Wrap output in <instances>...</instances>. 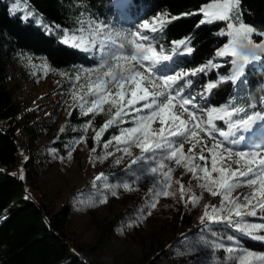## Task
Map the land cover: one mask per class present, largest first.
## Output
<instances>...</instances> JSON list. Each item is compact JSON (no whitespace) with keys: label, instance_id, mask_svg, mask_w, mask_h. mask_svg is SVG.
I'll list each match as a JSON object with an SVG mask.
<instances>
[{"label":"trees","instance_id":"trees-1","mask_svg":"<svg viewBox=\"0 0 264 264\" xmlns=\"http://www.w3.org/2000/svg\"><path fill=\"white\" fill-rule=\"evenodd\" d=\"M129 1L130 5L126 10L133 18L127 22L121 18L115 0H0V41L5 46L0 49V264H127L125 259L106 262L101 258L104 240L111 232L110 229L134 219L132 215L135 213L139 217L146 215L147 210L142 209V206L150 191L146 189L142 191L132 204L121 208L106 223H95L97 227L93 230V240L81 245L67 238L63 233L62 224L70 209L72 210L78 202L87 200L90 203L92 200H97L101 194L96 191L95 199V196L91 195L94 190L89 187L90 182L85 183L69 197V211L57 212L46 209L32 197L25 195L27 183L24 178H20L18 168L26 170L29 176L31 158H27L28 152H20L17 131L20 125L18 121L21 116L20 106L13 100L4 81L8 74L3 69L2 63L9 54L26 52L41 57L49 68L65 73L61 84L62 87L68 88L73 83L76 73L102 63L93 53L94 48L97 52L110 53L115 51L116 45L124 44V48L130 50L127 37H131L138 27L140 32L152 37L150 42L158 51L176 56L172 67L168 68L169 73L190 72L204 67L210 61L216 65L206 72L185 78L191 80L192 84L184 88V95L189 97L195 95L194 102L199 111L225 105L245 109V112L233 119L244 118L253 113H264V47L259 59L245 66L241 78L235 82L231 80L221 82V77H229L233 71L232 57L217 55L218 51L229 44L230 37L220 34L228 30V22L215 20L200 24L203 19L200 8L213 0ZM239 11L242 22L256 30L251 39L256 43L264 42V36L259 35L264 33V0H240ZM28 12L34 15L24 19ZM90 19L96 23L108 24V31L111 33L110 49H100L99 43L87 48H75L71 43H62L65 32L69 34L77 32V20L87 22ZM145 20L149 22L150 27L154 20L169 22L162 30L151 33L140 28ZM233 23L236 21L234 20ZM79 34L77 32V35ZM83 36L86 40L89 39L87 31ZM182 39L189 41L188 46L193 49L190 54H183L182 48L179 49L180 54H177L175 43ZM209 83L217 84L210 93L205 92ZM114 111L115 109L113 113ZM108 119L110 115L107 110L95 116L92 114L85 116L81 115L79 108L73 107L71 115L68 116V123L82 124L91 121L93 133L87 137V144L93 149L119 133L120 128L132 125L130 117H126L125 123L110 127L103 134L101 142L97 144L93 139L95 131H98ZM216 124L220 130L228 131L226 122L216 121ZM24 130L31 132L32 128L25 124ZM242 134L238 132L226 139L216 133V138L221 143L227 144ZM187 149L188 145H185L184 150ZM196 154L199 155L198 149ZM123 171L124 168L115 170L108 181H118ZM188 197L186 191L183 200L179 197L174 207L167 209L165 217L169 219L168 224L171 225L170 233L167 237L159 236L151 241L154 257L150 264L157 263L162 256L176 257L175 255L181 252L179 248L185 249L186 239L193 230L228 231L236 237L239 245L264 252V242L243 236L234 227L224 223L212 224L207 219L203 222L197 219L196 227L187 230L186 227L193 223V210L190 203H186ZM209 209L208 211L211 212L212 210ZM247 218L264 222L259 215ZM138 223L137 221L133 225ZM257 234L264 235L261 232ZM150 244L148 243L149 246ZM147 259L148 257L145 256L141 264H146ZM196 259L197 257L185 261L179 259L167 264H186Z\"/></svg>","mask_w":264,"mask_h":264},{"label":"snow or ice","instance_id":"snow-or-ice-1","mask_svg":"<svg viewBox=\"0 0 264 264\" xmlns=\"http://www.w3.org/2000/svg\"><path fill=\"white\" fill-rule=\"evenodd\" d=\"M239 3L240 0H213L199 10L203 14L200 24L211 23L215 20L228 22V30L220 34L230 37L229 44L218 51L217 55L231 56L233 71L231 76L221 77V82L224 80L237 81L244 74L245 66L259 59L254 55V50L264 47V42L256 43L251 39L256 30L242 22ZM12 14L14 15L15 12ZM33 15L34 13L28 12L23 18L28 19ZM234 20L236 23H233ZM168 22L154 20L150 27L149 22L145 20L140 28L155 33L162 30ZM76 24L78 25L77 32L80 34L65 32L62 43H71L75 48H87L99 43L100 49H110L111 33L108 31L109 26L106 22L96 23L90 19L87 22L77 20ZM85 31L89 33L87 40L83 36ZM131 35L133 37L130 41L131 51L128 54L113 56L110 66L108 61L101 57L103 62L93 70L94 79L89 77L87 83L80 86L87 88L85 94L78 96L76 90H73L71 106L79 108L81 115L85 116L98 115L105 111V105L108 106L110 119L105 121L98 131H95L93 137L97 144L101 142L103 134L110 127L125 123V118L130 117L132 127L120 128L119 134L104 142L103 147L108 149L115 144L116 151H122L128 156L132 155L130 151L132 146L139 148L140 155L132 160V164H141V175L135 176V180L145 175L162 177V181H157V184L162 183L163 188L154 190L157 198L175 195L174 192L167 190L172 183V165L183 164L185 171L192 172L194 179L203 181L199 187L209 191L212 195L221 196L219 207L213 206L212 211L209 212L205 206L204 215L201 217L202 222L207 219L212 224L224 223L234 227L243 236L264 242V235L257 234L264 232V223L246 220L247 217L258 215L264 220V144L258 147L249 146L246 137L239 135L231 143L238 144L245 141V149L234 151L231 147H225L216 138V133L227 139L228 136L239 132L248 133L249 138L264 139V115L253 113L244 118L233 119L245 112V109L229 105L206 109V117L197 115V112L192 110L197 107L194 103L196 97L184 95V88L192 84L191 80H185V78L206 72L207 69L216 65L210 61L204 67L190 72L176 71L171 75H157V72L163 73L167 70L165 62L171 61L173 56L158 51L157 47L150 42L152 37L146 33L138 30ZM259 35L264 36V33ZM188 44L189 41L183 39L176 42L177 54H180L179 49L181 48L183 54H190L193 49ZM245 49L250 51L246 54ZM161 64L164 67L157 68V65ZM76 79L79 80V77ZM181 81L184 83L181 84ZM215 87H217L216 83H209L205 92L210 93ZM113 109H115L114 113ZM141 112L144 115H139ZM184 114H187V120L182 118ZM157 121L160 124L158 130L152 128V124ZM216 121L226 122L228 132L220 130ZM89 127H91V121L84 126V131L86 132ZM84 139L81 137L76 143H81ZM121 145L123 147H120ZM185 145H188L187 153L184 151ZM197 149L199 155L196 154ZM92 151L95 152V148ZM218 153L222 165L219 167L217 165ZM111 154V152H106L105 157ZM68 155L70 158L71 152ZM209 160L211 170L208 167ZM199 161L204 163L201 164ZM116 162L119 163V159ZM232 164L238 167L232 170ZM198 172L204 175L198 176ZM212 173H217L219 179L213 178ZM102 175L97 179H100ZM20 178L23 179V176L21 175ZM210 180L212 183H219L220 190L213 191ZM175 183L179 185L180 196L183 200L187 190L180 181ZM242 184L248 186L250 192L232 197L231 193ZM114 187L132 190V185L128 182ZM112 194L115 195V191ZM198 200L199 197L193 194L187 198L186 203L195 205ZM99 202H106V197ZM155 206L156 201L151 204L152 208ZM226 239L232 242L230 246L225 247L223 242H213L210 246L228 252L232 264H264V254L245 250L236 243L234 236L229 235Z\"/></svg>","mask_w":264,"mask_h":264},{"label":"rangeland","instance_id":"rangeland-1","mask_svg":"<svg viewBox=\"0 0 264 264\" xmlns=\"http://www.w3.org/2000/svg\"><path fill=\"white\" fill-rule=\"evenodd\" d=\"M115 5L121 8L118 0L115 1ZM123 15L129 18V15ZM138 30L137 27L133 33ZM132 39V36L127 37V43L130 44ZM4 47L0 41V49ZM130 51L131 44L130 50L125 49L124 44H118L114 52L101 51L97 54L100 60L103 57L110 66L113 56L128 54ZM244 51L247 54L250 50L245 49ZM262 51V47L255 49L254 55L260 57ZM171 56H173V59L165 62L167 68L171 66L175 57L174 55ZM2 67L8 74L4 81L12 94L13 100L20 106L21 116L20 119L18 118L20 125L17 128L19 132V149L21 153L28 152L27 158H31L29 176H27L26 170L18 168L20 175L27 183L25 195L32 197L46 209L57 212L60 210L69 211V197L85 183L90 182L89 187L94 190V193H91L93 197L96 191L101 194L99 199L92 200L90 203L87 200L81 203L77 201L78 203L76 202L77 204L74 205L72 210L70 209V213L64 218L63 233L73 242L82 245L89 240H93V230L97 227L95 223H106L121 208L132 204L133 200L139 197L138 194H141L145 189L150 190L142 206V209L146 208L145 210H147L146 215L140 217L137 215L138 218L135 213V215H132L134 219L110 229L111 232L106 236L101 252V258H104L106 262L125 259L127 264L131 262L141 264L147 256L148 259L145 260V263L150 264L154 257L151 241L153 238L169 235L171 225L168 224L169 219H166L165 213L168 212L167 209L174 207V204L179 201V197L181 198L179 185L175 183L176 181H180L184 185L189 196L195 194L199 197L195 205L190 203L191 210H193V223L186 227L187 230L196 227V221L201 219L205 212V206H207V210L209 207L212 210L213 206H220L221 196L212 195L209 191L199 187V184L203 181L194 179L192 172H186L183 164L180 166L172 165V183L167 190L174 192L175 195L159 196L157 198L154 195V190L163 188L162 183L157 184V181H162V177L159 175L156 177L145 175L143 178L135 180V176L141 175V164H132V160L140 155L139 148L132 146L130 148L131 156L124 154L122 151H116L117 146L115 144L105 149L103 143H101L95 147V152L89 148L87 137L93 133V126L91 125L85 132L84 126L87 123L69 124L68 116L73 109L71 106L73 103V90H76L78 96L85 94L87 88H81L80 86L86 84L89 77L94 79L95 73L93 70L97 69L98 66L86 68L76 73L73 83L68 88L62 87L61 84L65 76L64 72L49 68L41 57L26 52L9 54L2 63ZM163 67V64L157 65V68ZM174 72L176 71L169 73V70H166L163 73L157 72V75H171ZM76 77H79V80ZM107 108L108 106L105 105V110ZM192 110L196 111L197 115L206 117L205 111H199L197 108ZM139 115H144V113L141 112ZM182 118L187 120V114H184ZM25 124L30 125L31 132L24 130ZM128 127H132V125L123 128ZM159 127L158 121L152 124L153 129L158 130ZM243 135L246 137L249 146L258 147L260 144H264V139L249 138L248 133H243ZM81 137L85 138L84 141L76 143ZM224 145L233 148L234 151L245 149V141L238 144H232L229 141L228 144ZM120 147H123V145ZM184 151L187 153L186 150ZM69 152H71L70 158ZM106 152L112 154L105 157ZM118 159L119 163L116 162ZM199 163L203 164L204 162L199 161ZM217 165L218 167L222 166L219 153L217 155ZM208 167L211 170L210 160ZM237 167V165L232 164V170ZM123 168L124 173L120 174L118 181H108L115 170ZM101 174H103L102 177L97 179ZM197 175L202 177L204 174L198 172ZM212 177L219 179L217 173H212ZM133 181L135 182L133 183ZM124 182L130 183L132 190L114 187ZM209 183L213 191L220 190L219 183H212L211 180ZM113 191H115V195L112 194ZM249 192L250 188L242 184L231 193V196L238 197ZM105 197L106 202H99ZM154 201H156V206L152 208L151 204ZM241 203H243L242 200ZM246 220L248 222L264 223L252 218H246ZM137 221L139 223L134 226L133 224ZM157 231L159 232L157 233ZM229 235L231 234L228 231L223 232L222 230L203 232L193 230L186 239L185 249L179 248L181 252L175 255L176 257L162 256L155 264H167L179 259L185 261L192 259V257H197V259L186 264H232L228 252L210 246L213 242H223L225 247L230 246L232 242L226 239ZM148 243H151L150 246ZM243 248L257 254H264V252Z\"/></svg>","mask_w":264,"mask_h":264},{"label":"bare ground","instance_id":"bare-ground-1","mask_svg":"<svg viewBox=\"0 0 264 264\" xmlns=\"http://www.w3.org/2000/svg\"><path fill=\"white\" fill-rule=\"evenodd\" d=\"M126 5V3H122L121 5H120V7H123V6H125Z\"/></svg>","mask_w":264,"mask_h":264}]
</instances>
